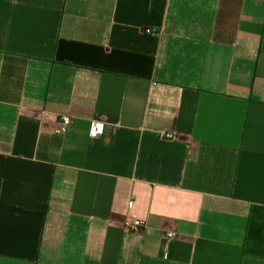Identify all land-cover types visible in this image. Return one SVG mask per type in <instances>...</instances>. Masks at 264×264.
I'll list each match as a JSON object with an SVG mask.
<instances>
[{"label":"crops","instance_id":"1","mask_svg":"<svg viewBox=\"0 0 264 264\" xmlns=\"http://www.w3.org/2000/svg\"><path fill=\"white\" fill-rule=\"evenodd\" d=\"M0 264H264V0H0Z\"/></svg>","mask_w":264,"mask_h":264},{"label":"built area","instance_id":"2","mask_svg":"<svg viewBox=\"0 0 264 264\" xmlns=\"http://www.w3.org/2000/svg\"><path fill=\"white\" fill-rule=\"evenodd\" d=\"M71 121V117L66 113H61L57 117L55 130L57 132H63L66 130L67 126ZM104 124L100 121H91L88 127V133L91 136H100L103 133ZM125 227L130 231H135L140 229L143 225V221L139 219L136 215L132 213H127L123 221ZM174 232H168L167 236L172 237Z\"/></svg>","mask_w":264,"mask_h":264}]
</instances>
